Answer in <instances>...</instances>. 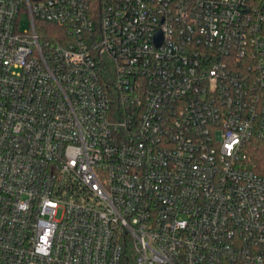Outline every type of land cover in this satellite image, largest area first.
I'll return each instance as SVG.
<instances>
[{
    "label": "built area",
    "instance_id": "2783aa9c",
    "mask_svg": "<svg viewBox=\"0 0 264 264\" xmlns=\"http://www.w3.org/2000/svg\"><path fill=\"white\" fill-rule=\"evenodd\" d=\"M253 138L264 0H0V264H264Z\"/></svg>",
    "mask_w": 264,
    "mask_h": 264
},
{
    "label": "trees",
    "instance_id": "16d2710c",
    "mask_svg": "<svg viewBox=\"0 0 264 264\" xmlns=\"http://www.w3.org/2000/svg\"><path fill=\"white\" fill-rule=\"evenodd\" d=\"M248 167L264 174V141L253 138L248 147Z\"/></svg>",
    "mask_w": 264,
    "mask_h": 264
},
{
    "label": "rangeland",
    "instance_id": "374dc122",
    "mask_svg": "<svg viewBox=\"0 0 264 264\" xmlns=\"http://www.w3.org/2000/svg\"><path fill=\"white\" fill-rule=\"evenodd\" d=\"M21 25H22L21 26L22 28H26V27L29 26L28 17H27L26 14H24L23 17H22Z\"/></svg>",
    "mask_w": 264,
    "mask_h": 264
}]
</instances>
